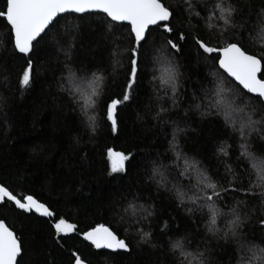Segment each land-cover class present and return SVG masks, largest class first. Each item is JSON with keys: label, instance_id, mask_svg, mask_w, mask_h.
<instances>
[{"label": "trees", "instance_id": "1", "mask_svg": "<svg viewBox=\"0 0 264 264\" xmlns=\"http://www.w3.org/2000/svg\"><path fill=\"white\" fill-rule=\"evenodd\" d=\"M168 2L177 9L174 24L211 40L213 46L222 45L219 33L214 27L210 28L219 22L209 17L207 11L194 7L189 19L185 0ZM188 2L203 5L204 0ZM242 2L246 3L247 0ZM3 5L4 0H0V8ZM60 17L35 43L32 53L34 84L27 89H21L18 84L17 73L22 71V54L12 53L10 26L0 18V182L15 189L16 194L23 191L34 195L49 205L57 218L63 215L78 225L77 232L54 236L50 218L33 212L24 213L14 205L0 203V219H4L17 235L23 236L25 252L22 264H73V253L91 260V264H176L168 251V243L170 240L180 242L181 237H186L192 249L199 245L207 264H240L250 255L248 247L251 244L264 247L261 244L264 226L258 224V218H264L261 216L259 196L253 199L246 193L221 194L226 206H231L234 199L246 201V204L239 205L241 214L251 215L241 229L243 237L235 240L229 237L226 240L221 233L217 239L207 231V209L203 217L199 212L189 215L187 201L184 207H179L174 193L159 187L156 180L151 178L154 165L167 166L163 172L167 181L179 180V172L185 170L183 159H178L169 144L174 127L183 129L176 134L179 151L199 161L214 181L221 174L228 175L225 172L226 164L232 165L237 173L241 171L234 161L239 155V143L242 141H239L238 133L230 135L225 128L224 113L218 117H204L200 115L203 109L198 111L194 107L199 102L196 97H202L201 86L205 83L211 88L214 81H225L234 94L240 95L234 80L213 64L215 54L199 55L190 40L182 42V51L175 54L174 59L182 74L177 96L171 92L169 84L161 83L165 78L168 54L149 51L142 64L143 75L133 89L132 98L118 106L117 131L113 132L110 122L106 121L99 109H95L88 111V115L96 116L97 127L92 132L86 130L87 118L80 110L84 103L83 94L88 91L78 80L80 78H74L71 85L65 83L67 66L70 63L76 77H79L83 67H87L89 73L95 68H105L106 71L101 73L106 80L103 94H118L122 100L120 81L111 86L115 76H121L122 72L116 69L114 74L109 54L113 52V37H116L121 49L127 47L128 33L123 27L126 23H120L121 26L106 41L103 28L97 23H89V17H83L75 36L72 35L75 19L72 24H67V17L64 14ZM245 37L244 46L248 50L264 53V33L245 32ZM70 42L74 51L66 58L62 49ZM157 46L163 53V41H159ZM123 56L122 62L126 63V53ZM153 56H157L156 61H153ZM116 58L121 59L120 55ZM259 76L264 79V73ZM62 83H65V87L81 90L77 93L81 96L79 105L73 104L72 97L61 88ZM173 98L176 100L175 106ZM245 99L251 100V105L257 107V115H260L254 95L247 94L239 103H244ZM74 138H78L79 142ZM222 141L231 159L222 152L217 154ZM107 147L134 153L126 161L127 174H109ZM241 160L243 167L247 168V160L243 157ZM181 183L187 186V178ZM220 183L226 187L223 179ZM129 203L134 207L129 208ZM140 205L152 215L143 218L145 213ZM226 219H219L217 227L225 225ZM164 221H168L170 228L177 231L162 234ZM96 223L119 228V234L125 236L130 244V252L124 254L120 250L119 254L110 255L111 251L90 246L78 231ZM140 230L151 233L150 243L140 240ZM152 244L157 247L153 248Z\"/></svg>", "mask_w": 264, "mask_h": 264}, {"label": "snow or ice", "instance_id": "2", "mask_svg": "<svg viewBox=\"0 0 264 264\" xmlns=\"http://www.w3.org/2000/svg\"><path fill=\"white\" fill-rule=\"evenodd\" d=\"M185 3L186 10L190 14L189 19L192 9L200 7L202 11H207L209 17L219 22L210 28L214 27L219 33L222 45L213 46L211 40L195 32L186 31L180 24H174L177 9L168 0H4V5L0 8V18L6 20L7 25L10 26L9 43L12 45V53L22 54L20 56L22 71L17 73L21 89H27L34 84L32 53L35 43L42 34H46L47 30L56 24L61 18L60 14L67 17V24H72V20L75 19V23L72 24L73 36L79 31L83 17L87 16L89 23H97L103 28V38L106 41L109 36H112L113 31L121 26L120 22H126L123 27L128 33L127 47L121 49L116 37H113L111 41L113 52L109 54L114 74L116 69H121L122 72L121 76H115L111 85L114 86L117 80L120 81L122 100L118 94H103L106 80L101 73L106 71L105 68H95L89 73L87 67H83L80 69L79 77H76L70 63L67 66L68 77L65 83L71 85L74 78H80L88 84L89 90L83 94L84 103L80 106V110L87 118L86 130L92 132L97 127L96 116L88 115V111L95 109H99L106 121L110 122L112 131H117L118 106L132 98L133 89L143 75L142 64L145 63L149 51L160 55L168 54L165 59L167 65L165 78L161 83L169 84L171 92L177 96L182 74L179 66L174 63V59L175 54L182 51V42L190 40L193 49L199 55L215 54L212 57L213 64L235 81V87L240 90V95L234 94L232 88L225 85V81H214L211 88L205 83L201 86L202 97H196L199 102L194 107L198 111L203 109L200 115L204 117H218L222 112L224 113L225 128L230 135L238 133L239 141H242L239 143V155L234 161L237 166H240L241 171L237 173L232 165L226 164L225 172L228 175L221 174L214 181L208 175V170L200 166L199 161L179 151L176 134L183 129L174 127L169 144L178 159H183L185 170L179 172V180L167 181L163 175L167 166L154 165L151 178L156 180L159 187L174 193L179 207H184L187 201L189 215L199 212L203 217L207 209L209 214V220L206 222L207 231L211 232L215 238L219 239L220 234L223 233L224 239L232 237L235 240L243 237L241 229L251 213L241 214L239 205L246 204L243 200L234 199L231 206L223 205L222 193L225 196L229 193L237 195L246 193L253 199L259 196L261 216L264 217V147H262L264 146V79L258 78V73H264V53H253L244 46L245 32L264 33V0H258V2L247 0L246 3L242 0H204L203 5L185 0ZM196 15L199 16V13L197 12ZM159 41H163V53L157 46ZM62 50L65 51L66 58L74 51L71 42ZM125 53L126 63L122 62ZM117 55H120V60L116 58ZM156 60L157 56H153V61ZM65 83L61 84V88L69 93L74 105H79L81 96L77 93L81 90L71 86L65 87ZM247 94H254L260 115H257L258 109L251 105L250 99L239 103L240 99ZM172 103L176 105L174 98ZM254 116L256 118H253ZM161 123L164 122L161 121ZM74 139L79 142L78 138ZM221 145L217 149V154L222 152L225 157L231 159L229 152L225 151V142L222 141ZM133 155L132 151H117L114 147H107L109 174H127L126 161H129ZM241 157L247 160V168L243 167ZM158 176L160 179H157ZM185 178L188 180L187 186L181 183ZM221 179L225 181L226 187L221 185ZM246 180L247 186H245ZM0 203L14 205L16 209L23 210L24 213L35 212L50 218V227L54 236H67L78 230V225L70 222L65 216L60 215L57 218L56 212L51 210L45 202L23 191L16 194L15 189H10L3 182H0ZM128 207L132 208L134 205L129 203ZM139 207L145 213L143 218L152 215L143 205ZM224 217H227L226 224L217 227L218 220ZM258 224L264 226V218H258ZM161 227L164 229L162 234L177 231L170 228L168 221H164ZM78 234L90 242V246L95 249L112 250L110 255L119 254L118 250H122L124 254L130 252L127 238L119 234V228H114L111 224L96 223L94 226H88L86 230H79ZM261 237V244H264V229L261 231ZM140 240L150 243L151 233L140 230ZM162 244L163 242L161 246ZM151 246L157 247L156 244ZM168 251L175 258L176 264H207L204 251L199 250V245L192 249L190 242H186V237H181L180 242L170 240ZM24 252L23 236L17 235L4 219H0V264H22ZM248 253L250 255L246 260L242 259L240 264H264V247L253 243L248 247ZM73 255L75 256L74 264H91V260L83 258L82 255L76 253Z\"/></svg>", "mask_w": 264, "mask_h": 264}, {"label": "rangeland", "instance_id": "3", "mask_svg": "<svg viewBox=\"0 0 264 264\" xmlns=\"http://www.w3.org/2000/svg\"><path fill=\"white\" fill-rule=\"evenodd\" d=\"M78 80L81 82L82 86L85 87L86 90L88 91V90H89V89H88V84L86 83V85H85V82H86V81H84L83 79H78ZM83 87H82V88H83ZM85 88H84V90H85Z\"/></svg>", "mask_w": 264, "mask_h": 264}, {"label": "water", "instance_id": "4", "mask_svg": "<svg viewBox=\"0 0 264 264\" xmlns=\"http://www.w3.org/2000/svg\"><path fill=\"white\" fill-rule=\"evenodd\" d=\"M60 15H63V14H60ZM120 23H126V22H120ZM223 71V70H222ZM259 74L260 73H258V78H260V76H259ZM235 82V81H234ZM246 91V90H245ZM251 95H254V94H251ZM34 214H36V215H38V216H41V215H39V214H37V213H35V212H33ZM83 238V237H82ZM88 242V241H87ZM90 243V242H89ZM103 250H108V249H103ZM108 251H112V250H108ZM118 251H120V250H118ZM73 264H74V262H73Z\"/></svg>", "mask_w": 264, "mask_h": 264}]
</instances>
